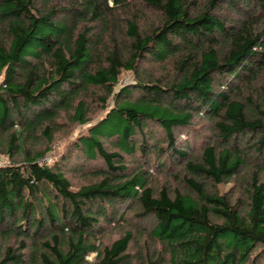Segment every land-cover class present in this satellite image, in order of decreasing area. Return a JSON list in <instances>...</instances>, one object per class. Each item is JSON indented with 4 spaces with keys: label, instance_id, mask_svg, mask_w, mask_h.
Listing matches in <instances>:
<instances>
[{
    "label": "trees",
    "instance_id": "16d2710c",
    "mask_svg": "<svg viewBox=\"0 0 264 264\" xmlns=\"http://www.w3.org/2000/svg\"><path fill=\"white\" fill-rule=\"evenodd\" d=\"M0 154V264H263L264 0H0Z\"/></svg>",
    "mask_w": 264,
    "mask_h": 264
},
{
    "label": "rangeland",
    "instance_id": "374dc122",
    "mask_svg": "<svg viewBox=\"0 0 264 264\" xmlns=\"http://www.w3.org/2000/svg\"><path fill=\"white\" fill-rule=\"evenodd\" d=\"M134 80V75L132 71H123L120 78H119V83L117 85V87H121L123 85H127L129 83H131ZM111 102V98L109 99V104ZM94 113L92 114V117L94 119L100 117L103 112L102 109L99 107H94ZM203 129L205 130L207 128V126L209 125L207 121L203 120ZM87 130V125L84 126H76L73 128H69L68 132H65L63 134H59L58 139L56 140V142L52 145L51 147V151L47 153V159L50 163H54L55 161H57L61 155L65 152L66 150V146L71 142V140H74L78 135H80L81 133H85ZM69 137V138H68ZM185 137V135H184ZM7 162V158L4 155L0 154V164H3ZM71 175V174H70ZM73 185L77 186L80 183H84L87 181L86 178H84V176L80 175V174H73L71 176ZM231 184H226L224 186L221 187V190L226 191ZM132 224H135L134 222L129 223V225L131 226ZM120 229H118L117 227H114L113 229H110L109 232L105 235V239L109 240V239H114L115 237H117L118 235H120ZM138 244V242H136ZM134 250L135 249V245H134ZM95 258V254L92 253L88 256L89 260H94ZM264 264V262H263Z\"/></svg>",
    "mask_w": 264,
    "mask_h": 264
},
{
    "label": "built area",
    "instance_id": "2783aa9c",
    "mask_svg": "<svg viewBox=\"0 0 264 264\" xmlns=\"http://www.w3.org/2000/svg\"><path fill=\"white\" fill-rule=\"evenodd\" d=\"M48 160V159H47Z\"/></svg>",
    "mask_w": 264,
    "mask_h": 264
}]
</instances>
